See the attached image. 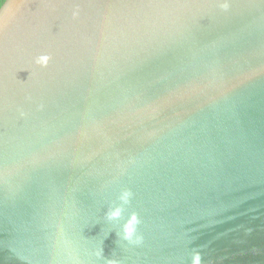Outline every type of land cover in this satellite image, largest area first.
<instances>
[{
    "label": "water",
    "instance_id": "1",
    "mask_svg": "<svg viewBox=\"0 0 264 264\" xmlns=\"http://www.w3.org/2000/svg\"><path fill=\"white\" fill-rule=\"evenodd\" d=\"M101 244L264 264V0L1 4L0 264H103Z\"/></svg>",
    "mask_w": 264,
    "mask_h": 264
},
{
    "label": "clouds",
    "instance_id": "2",
    "mask_svg": "<svg viewBox=\"0 0 264 264\" xmlns=\"http://www.w3.org/2000/svg\"><path fill=\"white\" fill-rule=\"evenodd\" d=\"M130 193L125 191L123 192L119 200L122 201V204H117L116 206L109 207L105 212V217L109 221H119L123 214V204L129 203ZM140 223V220L135 212H133L127 219L123 222L121 231L117 233L123 240L127 241L129 244H139L143 237L138 234L137 227ZM95 255L103 260V264H118L114 259H106L103 256V247L102 244L100 248L96 251ZM192 264H200L199 253L193 255Z\"/></svg>",
    "mask_w": 264,
    "mask_h": 264
},
{
    "label": "trees",
    "instance_id": "3",
    "mask_svg": "<svg viewBox=\"0 0 264 264\" xmlns=\"http://www.w3.org/2000/svg\"><path fill=\"white\" fill-rule=\"evenodd\" d=\"M4 2V0H0V6H1V4Z\"/></svg>",
    "mask_w": 264,
    "mask_h": 264
}]
</instances>
